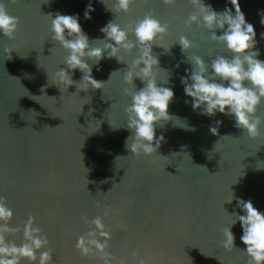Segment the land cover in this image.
Segmentation results:
<instances>
[{
	"label": "water",
	"instance_id": "water-1",
	"mask_svg": "<svg viewBox=\"0 0 264 264\" xmlns=\"http://www.w3.org/2000/svg\"><path fill=\"white\" fill-rule=\"evenodd\" d=\"M204 2L218 11L225 6V0ZM6 3L9 13L20 19L14 39L0 34V196L14 211L11 226L21 228L8 239L19 243L32 215L48 236L53 264H100L82 257L75 243L88 230L82 217L91 220L108 209L104 222L112 229L110 250L129 264H135L133 252L148 264H247L239 250L245 247L239 222L232 228L239 249L226 252L220 241L222 229L234 218L229 214L240 212L235 199L227 201L231 192L264 211V123L261 136L249 139L234 119L192 109L180 82L192 67L188 56L200 55L207 62L225 50L210 41L206 29L186 25L196 11L188 0H177L174 6L135 0L128 13L112 11L113 0H92L91 20L83 18L89 0ZM240 5L255 26L259 58L264 60V26L257 14L264 10V0H240ZM150 10L169 24L153 54L160 60L159 85L173 88L175 96L168 108L172 119L156 126L157 137L164 136L159 148L137 157L125 143L132 134L124 111L130 97L123 92L129 87L123 75L138 49L121 53L127 64L106 57L99 71L88 61L94 78L107 82L104 89L78 91L73 84L61 91L54 73L65 67L68 53L51 39L48 14L79 13L95 45L109 21L124 27ZM181 35L193 42L188 52L181 51ZM5 49H13L11 59ZM81 75L76 70L72 78L79 81ZM134 83V90L144 87L139 78ZM257 115L264 118V103ZM216 120L222 124L212 134Z\"/></svg>",
	"mask_w": 264,
	"mask_h": 264
},
{
	"label": "clouds",
	"instance_id": "clouds-1",
	"mask_svg": "<svg viewBox=\"0 0 264 264\" xmlns=\"http://www.w3.org/2000/svg\"><path fill=\"white\" fill-rule=\"evenodd\" d=\"M134 3L135 0H113L111 10L128 13ZM162 3L174 6L177 0H162ZM188 3L196 11L188 17L186 25L191 27L196 24L206 29L210 41L222 46L225 52L211 56L207 62L200 55L188 56L192 67L185 69V75L180 76L185 96L191 98L192 109L199 110L201 115L216 117L218 113L223 114L234 119V126L246 132L249 139L260 137L264 118L257 115V110L264 103V60L259 58L255 26L247 21L240 0H225L224 8L219 11L204 0H188ZM94 11L92 0H89L83 18L91 20ZM257 14L260 24L264 26V10H258ZM48 16L51 39L68 53L62 62L65 67L54 73V83L61 91H67L73 84H76L78 91L104 89L107 82L94 78L92 65L88 61L91 60L99 71L100 61L106 57L126 63L121 53L129 54L138 49L139 54L131 64L126 63L128 67L123 75L124 84L129 86L123 92L130 97L124 111L127 128L132 134L125 143L133 156L155 153L164 139L163 135L157 137L156 126L161 121L172 119L168 108L175 96L173 88L159 85L160 60L153 54V45L162 46L158 41L168 33L169 24L158 19L154 10L124 27L109 21L100 28L104 38L98 39L96 42L99 43L94 45L80 23L79 13L67 15L56 12ZM19 24V17L9 13L6 0H0V34L14 39ZM130 34L134 39L130 38ZM261 38L264 39V33H261ZM178 43L182 52H188L194 46L185 35L179 37ZM173 44L166 50H170ZM12 50H4L6 58L11 59ZM176 67L179 68L180 64L177 63ZM76 70L82 74L79 81L72 78ZM136 78L144 83L139 90H134ZM220 124L222 121L216 120V126H210L212 134L218 133ZM233 199L240 212L229 214L234 218L222 229L220 245L226 252L239 249L232 231L239 222L242 229L239 239L245 246L239 250L245 254L247 264H264V211L257 209L251 199L235 197L231 192L227 201L231 203ZM107 215L109 211L105 209L102 216L97 215L91 220L82 217L88 230L77 238L75 248L82 257L98 259L100 264H129L127 258H118L110 250L113 235L112 229L104 222ZM13 217V209L8 206L6 198L0 196V264H24L25 261L27 264H53L54 250L34 216L29 215L24 223L23 239L19 243L8 239L9 234L21 231V228L11 226ZM132 256L135 264H148L137 252H133Z\"/></svg>",
	"mask_w": 264,
	"mask_h": 264
}]
</instances>
